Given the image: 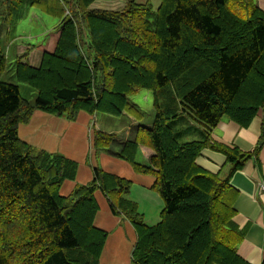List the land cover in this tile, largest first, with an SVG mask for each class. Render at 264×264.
<instances>
[{
  "label": "trees",
  "instance_id": "16d2710c",
  "mask_svg": "<svg viewBox=\"0 0 264 264\" xmlns=\"http://www.w3.org/2000/svg\"><path fill=\"white\" fill-rule=\"evenodd\" d=\"M98 1L0 0L3 16L17 22L26 8L60 21L40 67L31 65L30 48L16 61L35 103L2 80L8 51L0 38V264H100L108 233L94 225L99 190L136 229L134 264H249L238 255L244 236L230 179L260 148L214 144L211 133L224 119L247 128L264 110V11L257 0H161L156 11L135 0L122 10L93 8ZM144 90L153 94V129L136 127L127 141L96 131L94 147L156 178L164 209L153 227L127 197L132 183L99 167L89 185L63 196L79 164L19 135L36 111L71 122L81 112L142 115L130 97ZM185 116L204 126L201 140H182ZM141 145L156 153L148 165L138 162ZM208 148L226 155V177L197 164Z\"/></svg>",
  "mask_w": 264,
  "mask_h": 264
},
{
  "label": "crops",
  "instance_id": "0c3cea01",
  "mask_svg": "<svg viewBox=\"0 0 264 264\" xmlns=\"http://www.w3.org/2000/svg\"><path fill=\"white\" fill-rule=\"evenodd\" d=\"M257 2L264 11V0H257ZM4 35L9 45L17 39L11 36L9 31ZM11 47H14L17 56L24 54L21 53L19 47L13 44ZM46 51L51 52L52 50L49 48ZM43 54L37 56L34 63L32 58L35 56L31 54L29 57L31 65L36 68L40 67ZM98 115L81 112L78 119L71 122L36 111L29 124L20 126L19 135L23 141L36 148L50 153L63 154L79 164L76 180L67 181L62 187L63 196L68 197L77 185H89L94 179V168L99 167L110 175L132 183L128 199L138 205L148 226H156L161 222L164 209L161 196L153 190L156 178L151 175L138 174L128 162L108 153L99 152L94 147L96 131L115 134L127 141L137 135L134 130L136 127L152 130L155 110L153 116L148 117L143 113L138 116L124 114L122 116L126 120L119 127L111 119H109L111 121L98 120ZM188 121L190 118L185 116V121L178 126V131L183 133L182 140L184 142L201 140L202 133L205 131L204 126ZM263 124L264 110H261L247 128L229 119H224L211 133L214 144L231 149L237 148L244 153H254L260 148L257 158L253 157L230 179V186L236 195L234 223L244 236L242 242L238 244V255L249 264H263L264 262V193L260 192V185L264 183V145H260ZM155 155L153 149L141 145L138 162L148 165ZM197 164L204 170L215 175L221 174L223 177H226L231 169L226 155L210 148L203 150ZM95 197L100 210L94 225L108 233L100 264H134L133 253L138 243L135 227L128 219L116 216L112 212L109 201L101 190L96 192Z\"/></svg>",
  "mask_w": 264,
  "mask_h": 264
},
{
  "label": "rangeland",
  "instance_id": "374dc122",
  "mask_svg": "<svg viewBox=\"0 0 264 264\" xmlns=\"http://www.w3.org/2000/svg\"><path fill=\"white\" fill-rule=\"evenodd\" d=\"M131 0H118V1H104L99 0L94 4L93 8L98 9H110V10H122L126 7ZM139 4L151 3L154 11H156L160 5L161 0H135ZM1 5V4H0ZM5 9H0V38L7 46L8 51V69L2 80L8 83L18 85L21 88L22 94L30 102L35 103L37 99V92L29 85L20 82L16 75V61L17 54L12 48L13 44L20 48L21 53H25L28 48L31 49V54L35 56L32 58L34 63L37 60V56L43 54L44 51L51 48L53 51L59 38L58 26L60 21L54 17L43 14L37 9H27L25 11V17L20 21H16L14 16H3ZM11 33V36L17 37V39L9 45L4 33ZM11 47V48H10ZM130 102L138 107L140 111L148 117L153 116L154 103L153 94L149 91H140L137 94L130 97ZM115 121L114 124L118 127L126 120L123 116H111L107 114H99L98 120L100 121ZM110 128V124H107ZM116 127V126H115ZM121 128V127H120ZM119 129V128H118ZM117 129V130H118Z\"/></svg>",
  "mask_w": 264,
  "mask_h": 264
},
{
  "label": "built area",
  "instance_id": "2783aa9c",
  "mask_svg": "<svg viewBox=\"0 0 264 264\" xmlns=\"http://www.w3.org/2000/svg\"><path fill=\"white\" fill-rule=\"evenodd\" d=\"M260 192L264 193V183L260 185Z\"/></svg>",
  "mask_w": 264,
  "mask_h": 264
},
{
  "label": "bare ground",
  "instance_id": "6f19581e",
  "mask_svg": "<svg viewBox=\"0 0 264 264\" xmlns=\"http://www.w3.org/2000/svg\"><path fill=\"white\" fill-rule=\"evenodd\" d=\"M10 133V132H9Z\"/></svg>",
  "mask_w": 264,
  "mask_h": 264
}]
</instances>
